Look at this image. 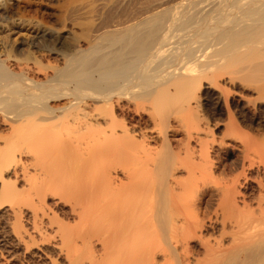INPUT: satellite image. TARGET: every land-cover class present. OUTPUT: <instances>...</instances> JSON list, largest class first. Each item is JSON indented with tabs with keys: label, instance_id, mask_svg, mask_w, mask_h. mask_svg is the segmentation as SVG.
<instances>
[{
	"label": "bare ground",
	"instance_id": "bare-ground-1",
	"mask_svg": "<svg viewBox=\"0 0 264 264\" xmlns=\"http://www.w3.org/2000/svg\"><path fill=\"white\" fill-rule=\"evenodd\" d=\"M61 2L65 35L0 39V202L40 242L1 263L264 264V0Z\"/></svg>",
	"mask_w": 264,
	"mask_h": 264
},
{
	"label": "rangeland",
	"instance_id": "rangeland-1",
	"mask_svg": "<svg viewBox=\"0 0 264 264\" xmlns=\"http://www.w3.org/2000/svg\"><path fill=\"white\" fill-rule=\"evenodd\" d=\"M28 1H30V0H14V1L12 0L11 1V2H18V4H16V6H19V9L21 12L19 14L20 15L19 18H20V20L23 21V23L19 24L20 25L19 28L13 29L14 33L12 30L10 31L11 33L8 32L7 30H1L0 31V39L2 41L7 42L9 40L13 41L12 39H15L13 44H14V46H18L19 43L22 40H25L26 36H28L25 34L26 30L37 31L36 29H38V31H39V30H42L44 28H51V27L56 28L57 27L58 29L56 28V30L60 31L59 32L60 35H65L67 33V29L64 27L62 28L59 25L62 18L60 17L61 19H59V17L57 16L60 14L59 10H62V8L59 9V7L62 5L59 2H61L63 0H53V1L52 0H34V1H32V3L31 2L28 3ZM26 7H28V8H26ZM59 16H61V15H59ZM17 23H19V22H17ZM37 26H39V27H37ZM7 34H10V37H7L6 36ZM241 84L242 83H240V85ZM250 85L253 86V84H251V83H250ZM248 86L246 87L247 90H249L247 92L245 90H243L241 92L240 87H237V90L235 88H233V89L229 88V91H230L229 96H231L233 99H236L239 101L238 92L239 93L241 92L243 94L246 92L245 95L242 96L243 98L241 100L244 102H248V108L247 109H251V106H252L251 103L254 100L255 95H254V92H252L253 90L251 91L252 93L250 92L251 86L250 87H248ZM232 106H233V104H232ZM207 108L210 109L209 107H207ZM228 108H230V104H228ZM205 109H206L205 106L199 107V109L197 111L198 114H202L203 112H205ZM218 117L221 120L220 122L223 125L226 121L225 115H220ZM260 117H261V120L264 122V114L262 112H260ZM246 123H248V121ZM260 124L261 123H259V126H256V127L246 125L247 128H244L241 131L248 138L250 137V139H254V138L260 139V147H263L264 146V140H263L264 139V127L260 126ZM217 127H216V129L214 128L215 130H213V131H215L216 134H219L220 132H222L224 130L223 127H221L220 125H218ZM231 141L235 142V140H227L228 143ZM236 143L239 144L238 141H236ZM228 146H229L228 147L229 149L232 148V149L236 150L235 146L231 147L230 144H228ZM220 156H222V158H224L223 154H221ZM2 174L4 175V173H2ZM261 176L264 179V172L262 173ZM1 181H2V179L0 180V182ZM28 200H29L28 195L23 194V195H18L14 198L9 199V201L0 202V241L2 239H6V238L8 239V237H10V238L12 237V234H11V228H12L14 230L13 232L19 233L18 235H16V237L22 236L23 237L22 239L24 242L30 238H34L35 241H37V243H40V242H38L34 232L32 231V228H31L30 214L33 211L34 207L30 203L27 202ZM18 206H19V208L22 209L21 211L23 213L21 215L17 216L16 218H13L12 215H10V209H11V207L16 208ZM16 222H19V224H16ZM49 237H51V235H49ZM12 240H13V237H12ZM24 253H23V247H19L18 249H15L14 253H13V259L8 261V263H10V264H20V263L25 264L23 262V261H26L24 259V256H25ZM5 256H7V255L1 254L0 264H2L1 259L5 258Z\"/></svg>",
	"mask_w": 264,
	"mask_h": 264
}]
</instances>
